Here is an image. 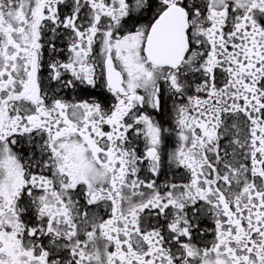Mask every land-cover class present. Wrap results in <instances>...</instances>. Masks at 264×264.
<instances>
[{
	"label": "snow or ice",
	"instance_id": "snow-or-ice-1",
	"mask_svg": "<svg viewBox=\"0 0 264 264\" xmlns=\"http://www.w3.org/2000/svg\"><path fill=\"white\" fill-rule=\"evenodd\" d=\"M0 264H264V0H0Z\"/></svg>",
	"mask_w": 264,
	"mask_h": 264
}]
</instances>
